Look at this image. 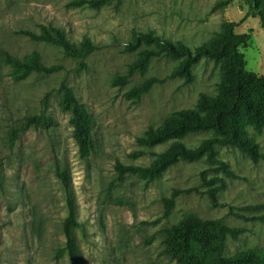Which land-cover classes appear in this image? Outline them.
<instances>
[{
	"label": "rangeland",
	"instance_id": "obj_1",
	"mask_svg": "<svg viewBox=\"0 0 264 264\" xmlns=\"http://www.w3.org/2000/svg\"><path fill=\"white\" fill-rule=\"evenodd\" d=\"M70 1L0 0V264H70L68 256L56 254L65 244L63 222L68 216L57 166L71 178L80 222L74 234L83 264H177L164 251V229L187 215L220 217L227 225L245 227L238 240L228 238L227 255L249 248L264 250V223L236 215H251L240 208L264 202V159L253 161L235 146L218 144L217 155L237 177H227L206 156L179 158L154 180L130 173L120 177L116 170L118 161L150 165L171 141L140 146L137 138L175 111L195 107L202 94L215 95L221 77L219 64L209 57L193 65V80L169 77L182 58L162 52L144 73L135 72L123 85L115 83L141 50L158 49L154 43H143L128 50L134 31L154 30L194 46L220 32L223 22H238L236 32L252 34L240 47L247 68L262 75L260 11L246 0H113L100 8L69 6ZM41 24L65 30L72 42L88 37L97 48L82 64L60 45L20 33L22 29L39 32ZM34 51L43 63L61 69L15 80L13 68L1 54L23 59ZM151 77L163 81L138 100L125 96ZM62 84L73 88L89 114L93 147L85 158L72 135L71 114L60 105ZM41 112L55 124L23 131L27 117ZM249 131L264 152V128L257 131L250 126ZM210 135L212 130H200L182 140L197 147ZM203 176L224 178L225 185L218 188L221 204L212 205ZM190 187L200 191L176 195L165 215V201L174 190Z\"/></svg>",
	"mask_w": 264,
	"mask_h": 264
},
{
	"label": "trees",
	"instance_id": "obj_2",
	"mask_svg": "<svg viewBox=\"0 0 264 264\" xmlns=\"http://www.w3.org/2000/svg\"><path fill=\"white\" fill-rule=\"evenodd\" d=\"M113 0H72L69 6H89L100 8ZM250 6L260 11L264 27V0H246ZM225 3H227L225 1ZM247 13L243 21L247 19ZM238 22L225 21L220 32L207 41L197 45H190L183 40H172L157 34L154 30H135L127 49L133 50L143 43L155 44L158 49L146 48L140 51L138 58L128 69L127 74L118 76L117 84H125L135 73L147 71L151 60L164 52L173 57H180L182 61L169 77H184L186 81L193 80V65L202 57L212 58L220 66V82L215 95L202 94L193 108H182L170 115L160 126L149 128L137 138L140 146H154L171 141L170 146L159 153L148 166L126 165L118 161L116 170L120 177L130 173L154 180L172 164L180 159H198L206 156L210 162L216 163L217 168L227 177H237L226 160L217 155L216 145H231L247 154L253 161L264 159L261 145L250 134L249 127L260 131L264 128V73L262 75L247 68L245 54L240 50L252 38L249 32L238 33L235 28ZM20 33L33 40H41L60 45L69 56L78 58L82 64L97 48L93 41L85 37L79 43L72 42L65 30L53 25H40V31L22 29ZM3 61L13 68L12 77L21 80L30 74H50L60 70L61 66H48L43 63L39 52L34 51L25 58L15 57L9 52L1 54ZM163 79L151 77L141 85L129 89L125 96L138 100L150 88ZM61 108L71 114L70 123L73 127V137L77 143L80 156L90 155L93 147L89 114L82 101L76 96L73 88L62 84ZM46 101L47 98L45 99ZM46 101H44L46 103ZM55 124L54 119L45 112L31 114L27 117L22 128L28 130L32 126L45 129ZM200 130H212L214 135L204 137L197 147H189L182 139L190 133ZM15 138V135H13ZM56 174L62 181L66 191L68 216L63 222L65 244L56 251L57 256H68L70 264H83L80 249L74 230L80 226L76 215V204L72 195V184L69 173L56 167ZM206 192L212 205L221 204L218 188L224 186L221 176L207 179ZM200 191L196 187L175 189L173 195L166 199L168 215L174 205V198L180 193ZM242 211H249L251 215L236 213L245 219L259 220L264 223V202L241 207ZM259 211V212H258ZM235 213L234 207L230 208ZM246 231L245 227L227 225L222 218H202L197 215H187L179 222L164 229V251L177 264H264V250L249 248L236 251L231 255L225 254L228 238L238 240Z\"/></svg>",
	"mask_w": 264,
	"mask_h": 264
}]
</instances>
